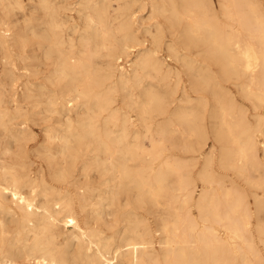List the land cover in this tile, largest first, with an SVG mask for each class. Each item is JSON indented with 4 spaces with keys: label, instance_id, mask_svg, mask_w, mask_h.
Masks as SVG:
<instances>
[{
    "label": "bare ground",
    "instance_id": "6f19581e",
    "mask_svg": "<svg viewBox=\"0 0 264 264\" xmlns=\"http://www.w3.org/2000/svg\"><path fill=\"white\" fill-rule=\"evenodd\" d=\"M218 1L149 0L140 5L155 20L140 32L136 0H80L83 23L70 26L61 17L64 0H41L46 28L33 34L55 58L62 101L84 109L49 138L63 140L60 153L74 160L90 154L85 169L111 173L105 195L77 185L78 199L82 209L94 196L111 208L126 194V225L116 239L81 223L74 196L14 150L30 140L28 127H17L21 107L11 112L0 95V264L20 256L35 264H264V5ZM164 49L183 70L161 57ZM133 51L130 68L122 67ZM239 97L252 104L254 123ZM215 162L256 189L254 202L219 176ZM71 171L59 169L56 178ZM143 206L159 212L156 230L137 211Z\"/></svg>",
    "mask_w": 264,
    "mask_h": 264
},
{
    "label": "rangeland",
    "instance_id": "374dc122",
    "mask_svg": "<svg viewBox=\"0 0 264 264\" xmlns=\"http://www.w3.org/2000/svg\"><path fill=\"white\" fill-rule=\"evenodd\" d=\"M76 1L64 0V6L61 10V17L67 20V25L69 26L74 24L82 25L84 20V11L82 12L81 5L78 4L80 0ZM212 1H214L215 4L219 5L218 0ZM147 2H149V0H136L133 6L134 11H139L138 13L137 11L135 12L134 17L136 19L135 25L136 27L138 26L137 28L140 32L142 31V28L144 26L148 25V23L153 22L155 20L152 19L150 21V19H148L151 15H153L150 12V8L141 7ZM261 2L264 5V0H261ZM10 4L12 5V7ZM40 5L41 0H12L11 3L9 0H4L0 2V95L1 97H3L5 105L11 112L16 111L18 107H21V112H18V118L14 119L13 122H19L20 125H18L17 127L27 126L30 138V140H28L26 144L15 143L13 147L16 151H24L25 162L33 163V167L35 168V170L37 167L42 166L43 170L49 177L48 179L55 186V189L68 191L72 196H74V198L76 199V213L82 224L87 223L90 227L101 229L105 236L115 237L116 239H118V234L124 229V226L126 225V223L122 221L123 216L121 214V205H125L127 195H120L119 204L113 205L111 208L108 206L102 207V205L98 203L100 202V198L98 196H94L93 199L88 201L86 207L82 209L78 199L79 190L77 188V185L89 184L96 188L95 194L97 192H101V194H104V191L107 190V186L112 184V181H110L111 173H105L101 170V168L97 169L92 167L90 169H85L84 164L85 162H88V160H90L88 159L90 154H82L74 160L67 153H60V151H62L64 143L63 140H60L59 138H49V135L54 134L55 132L64 134L68 118H77L78 113H82L84 109H81L82 107L78 106L77 102H75V105L73 106L71 105V103L62 101V99L60 98L62 93L61 89L64 88V83L58 82L54 74L53 70L55 68V58H48L47 56H45L48 47L47 43L33 34L34 29H36V31L40 33L46 28V23H44V21L46 20L45 10ZM138 5H140L139 8ZM79 17H81L82 19ZM160 20L162 21L163 28H166L165 39L166 41H170L172 37H170L171 32L169 30V24L168 22H166L165 19L160 18ZM66 33L67 35L72 34L70 31H67ZM21 36L28 37L27 41L23 45L16 42V40ZM45 44L46 47H44ZM135 53L136 52L133 51L131 56L128 58L122 57L120 59L121 61L119 60L118 63L122 67L129 69V64L132 61V59L130 58L135 55ZM43 55L44 57H42ZM161 57L165 58V61L170 65L179 67L181 70L184 69L180 62L172 60L168 57V52L166 49L161 52ZM36 69H38V71ZM186 75V73H182V84L186 85L187 87H190V83L188 80L189 78ZM229 84L235 92L238 91V89L232 83ZM29 88H31L32 91L28 90ZM49 95L55 96V103H49ZM178 96H180V94H178L177 97ZM119 97L121 98V96ZM15 99L17 100V102H14ZM239 100L241 105H243L247 109V113L249 114L248 116L250 120L254 123L255 118L253 116L254 111L252 108V104L241 97H239ZM0 129V133H3L4 131H2V127H0ZM210 138L211 139H209L210 141L208 142L212 145L214 143V139L213 137ZM47 149L49 150V152L47 151ZM49 153L52 154L51 158L48 157ZM172 153H179V155L182 156L191 155L181 153L177 149L173 150ZM214 167L220 177L225 179L227 183H234L239 188L244 190L247 194L249 193L248 195L250 201L254 202L253 193L256 191L255 188L250 186L248 182L246 183V181L242 177L238 176L234 171L230 169L221 168L218 162L214 163ZM63 168H72L71 176H69L65 181H60L56 178L55 172ZM252 175L253 177H256L259 176V173L253 172ZM119 207L120 210H116ZM137 211H139V213L146 217L148 223L154 230L159 227V212L156 211L153 207L143 206L140 207ZM255 223H257L256 218ZM70 230L71 228H69V230L64 229L62 234L60 235L59 241L62 243V245L65 244L67 233ZM74 245H76V243ZM35 263L36 262L32 258L20 256L17 257V259L11 264Z\"/></svg>",
    "mask_w": 264,
    "mask_h": 264
}]
</instances>
